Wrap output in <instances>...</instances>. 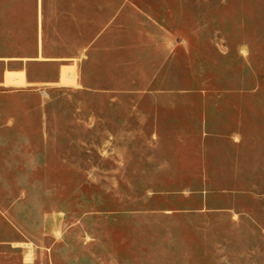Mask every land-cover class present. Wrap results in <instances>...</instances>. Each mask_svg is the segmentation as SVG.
<instances>
[{"label": "rangeland", "instance_id": "1", "mask_svg": "<svg viewBox=\"0 0 264 264\" xmlns=\"http://www.w3.org/2000/svg\"><path fill=\"white\" fill-rule=\"evenodd\" d=\"M174 30L93 90L0 92V264H264V0H185Z\"/></svg>", "mask_w": 264, "mask_h": 264}, {"label": "crops", "instance_id": "2", "mask_svg": "<svg viewBox=\"0 0 264 264\" xmlns=\"http://www.w3.org/2000/svg\"><path fill=\"white\" fill-rule=\"evenodd\" d=\"M184 11L185 0H0V92L47 96L48 85L93 90L88 67L136 64L126 62L130 50L184 49V36L175 38L174 30ZM33 65H55L57 76L35 81Z\"/></svg>", "mask_w": 264, "mask_h": 264}]
</instances>
